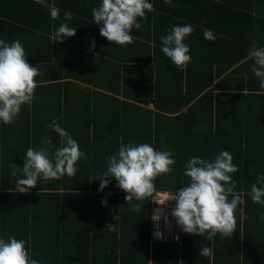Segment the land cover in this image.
I'll return each instance as SVG.
<instances>
[{
  "label": "crops",
  "instance_id": "crops-1",
  "mask_svg": "<svg viewBox=\"0 0 264 264\" xmlns=\"http://www.w3.org/2000/svg\"><path fill=\"white\" fill-rule=\"evenodd\" d=\"M48 2L60 9L59 20H53L49 9L34 0H0V19L13 26L7 27L0 21V40L4 37L5 42H10L9 38L19 40L28 53V62L45 70L43 76L36 78L39 86L35 89L31 106L24 105L14 123L5 125L0 122V136L4 132L16 135L26 129L30 134L39 133L40 137L42 133L49 134L46 137L52 140L51 150L60 146V137L46 125L56 121L78 142L81 151L88 143L104 158L110 150L115 153L121 142L126 145L149 143L157 151H170L176 160L175 168L182 166L189 151L195 149L194 140L188 138V133L192 134L195 129L197 132H202V129L209 132L210 108L205 91L212 87V106L216 104L215 99H219L220 106H223L229 96L226 94L228 90L224 89L226 81L224 75L217 77L210 86L206 85L198 92L186 80V69H178L161 51L162 45L153 43V38L166 36L171 26L189 23L194 26V33L203 34V29H208L210 9L215 10V18L220 20L227 16L223 7L228 5L232 7L230 12L239 10L249 16V25L252 24L253 29L252 32L245 30L247 37L253 41L257 38L264 40V28L256 27L258 22L264 24V0H228L220 7L212 8L207 0H173V6L166 5L164 0H149L155 11L147 13L146 19L139 20L142 27L133 29L135 42L127 46L111 43L100 35L102 24L94 23L92 9L98 7L101 0ZM66 11L73 13V19L68 23L76 28V35L54 43L53 33L64 22ZM202 21L206 23L202 24ZM147 37H150L149 40H146ZM188 46L190 51L200 53L202 58L207 57L206 42L199 41V46L194 49V45ZM198 65L190 69L191 75L192 70L198 72ZM211 113L213 121L217 120L215 108ZM198 120L199 128L196 126ZM35 140L37 142L31 139L25 144L16 141L15 136L13 141L7 142L14 145L13 150L8 152L4 151L0 142V160L6 167L4 175L0 172V181L16 178L11 175V165L15 163L18 166V160L24 163L29 147H40L42 139ZM23 148L24 155H17V151L21 152ZM174 172L177 173V170ZM174 175L158 178L173 180ZM8 190L10 195H5L7 204L2 209L0 206V237L7 239L14 236L25 240L26 247L31 249L30 256L35 245L42 250L43 257H50L47 244L60 248V256L63 255L62 249H66L68 255L62 257H71L77 241L85 237V230L91 228L88 235L95 230L99 245L103 247L108 243L110 249L119 244L124 233L125 243L131 242L139 247L149 235L148 257L151 264V198L144 202H132L148 207L145 214L131 210V205L125 200L127 194L122 189H98L96 193L99 196L91 205L95 215L90 216L91 221L86 227L73 213L65 215L64 201L70 200L65 194L71 190H65L57 179L41 180L28 192L35 193L31 199L36 205L34 212L26 215L28 222L21 219L25 214L16 209L21 202L20 195L13 194V188ZM4 192L6 190L0 186V197ZM55 193L61 196L53 195ZM102 201L107 202L106 206ZM117 215L118 221L115 219ZM109 223L116 226V231L105 230ZM98 231L101 232L98 234ZM130 231L136 233V239ZM201 237L205 244L206 238ZM214 239L217 240L216 237ZM116 248L119 253V245Z\"/></svg>",
  "mask_w": 264,
  "mask_h": 264
},
{
  "label": "trees",
  "instance_id": "trees-1",
  "mask_svg": "<svg viewBox=\"0 0 264 264\" xmlns=\"http://www.w3.org/2000/svg\"><path fill=\"white\" fill-rule=\"evenodd\" d=\"M227 1L207 0V3L212 8L220 7L221 3ZM223 10L227 16H223L220 20H216L214 9L209 11L207 27L213 31L214 41L205 39L204 32L203 34L201 32L193 33L185 40L186 44L194 45L193 49L195 46H199L201 40L206 42L207 46L206 58H202L200 53L190 51L192 61L186 69V80L199 92L206 85L210 86L214 79L224 75L226 81L224 89L228 90L226 94L229 96H227L225 104H222L223 106H220L219 99H215L216 104L212 106L213 88L210 87L205 91L204 94L208 97L207 101L210 108L209 132H205V129H202V132H197V129H195L192 130V134L188 133V138L194 140L195 149L189 151L187 158L183 159L182 166L175 168L177 173L174 172L173 180L158 178L155 187L156 190H179L190 182V178L183 173L186 163L192 157L199 156L211 160L219 152L229 151L234 158L233 163L239 168V171L232 176V179L237 183L236 191L246 194L244 196L245 204L242 207L247 219L241 223L237 212V228L234 236L222 239L217 234V240L214 239L213 243L206 239L205 244H203L204 241L201 236L183 231L181 246L173 242H152L151 264H264V221L260 219L261 212H264V206L254 203L251 196L247 195V193H250L251 185L257 182V177L264 174V89H260L257 78L251 72L253 61L247 59L249 47L253 42L245 34V30L252 32L253 29L252 24L249 25V16L246 12L239 10L230 12L232 7L228 5H224ZM0 21L5 26L13 28L7 20L0 19ZM256 27L257 29L264 28V24L258 22ZM4 38L1 40L5 41ZM148 38L150 37H147L146 40H149ZM13 39L9 38L10 42L7 43L13 42ZM152 41L156 45H162L161 39L158 37H154ZM255 41L258 46L264 47V40L257 38ZM145 46L150 47L147 43H145ZM197 64H199L198 72L192 70L191 75L190 69H194V65ZM244 74H247L246 80ZM213 108L218 114L217 120L214 121L211 113ZM199 122L200 120L196 125L197 128H199ZM20 132L16 135L7 132L2 133L0 142L5 152L13 150L11 148L14 145L7 144V142L9 140L13 141L15 136L16 141L27 144L31 139L37 142L35 139L40 140L49 135L42 133L40 137L39 133L30 134L28 129L22 131V133ZM24 151L25 148L21 149V152L17 151L16 154L23 156ZM82 151L87 154L88 159L78 162L76 175L74 177L65 175L58 180L59 185L65 190H71V192L65 194L70 198V200L64 201V208L67 210L65 215L73 213L76 215L77 220L80 218L82 221H79V223L81 225L85 223L87 227L91 221L90 216L95 215L94 208L91 205L99 196L96 193L101 184V181L98 180L99 174L106 170V159L114 154V150L108 151L105 154L106 157L101 158L99 151L86 143L83 145ZM0 161V172L1 175H4L6 167H3L2 160ZM17 163L21 169L24 167L23 161L21 163L18 160ZM20 178H22L21 173L17 170L16 178L0 181L1 188L6 190L3 197H0L1 209L3 205L7 204L5 195H10L7 193L9 192L8 189L13 188L14 194L16 180ZM109 180L110 183L106 187L107 189L119 188L115 178L110 177ZM15 195L21 197V202L16 209L17 211L20 210L23 215L25 214L21 219L28 222L29 217L26 215L34 212L36 207L31 199L35 193L15 192ZM53 195L61 196L58 193ZM141 211L146 214L148 207H142ZM149 216L151 221V208ZM90 229L85 230V237H81L77 241L74 246L75 252L71 257H62L68 255L66 249H62L63 255L60 256V248L50 247L47 244L46 248L50 257H43L42 250L37 249V246L33 244L34 249H32L31 258L38 260L40 264H149V235L140 247L137 244H131V242L125 243V233L122 235L119 244H116V237L114 236L113 241L120 248L118 253L116 246L110 249L111 246L108 243L101 247L99 236L97 238L95 230L91 235H88ZM100 232L98 231V234ZM130 233L134 234L135 232L130 231ZM135 234L133 236L136 239ZM210 243L213 245L211 246ZM205 246L212 247V257L200 256V248ZM37 254H39L38 257H34Z\"/></svg>",
  "mask_w": 264,
  "mask_h": 264
},
{
  "label": "clouds",
  "instance_id": "clouds-1",
  "mask_svg": "<svg viewBox=\"0 0 264 264\" xmlns=\"http://www.w3.org/2000/svg\"><path fill=\"white\" fill-rule=\"evenodd\" d=\"M43 8L50 11L53 20L60 19V9L48 0H34ZM168 6H173V0H164ZM176 6H179L178 4ZM155 11L149 0H101L98 7L92 9L95 24H102L100 35L109 42L120 46H127L135 42L133 29L139 30L141 19L147 18V13ZM73 13L64 12V22L53 33L55 42H63L66 37L76 35V28L68 23L72 21ZM206 23V21L201 22ZM195 31L193 25H174L167 29V35L161 37V51L180 70L187 69L192 61L190 47L185 43L188 36ZM204 37L214 41L215 35L211 29L204 28ZM95 42L93 41V46ZM28 53L24 45L15 40L7 43L0 40V122L5 125L14 123L22 112L24 105L31 106L35 89L39 86L37 77L45 74L40 66L33 67L27 60ZM247 59L252 60L251 72L257 78L260 89H264V47L253 41L247 53ZM247 79V74H244ZM60 137V146L51 150L50 137L42 138L38 149L29 147L21 169L15 163L11 165L12 176L20 171L22 178L15 183V192L27 193L35 188L41 180L48 182L61 179L65 175L74 177L78 171L76 165L80 160H87L88 156L80 150L78 142L56 121L46 125ZM233 156L229 151L219 152L214 159L192 157L185 165L184 175L190 178L187 186L181 187L167 200H160L156 193L155 180L160 176L173 174L176 160L170 151H157L149 143L133 145L121 142L116 152L106 159L107 168L99 174L100 191L110 183L109 178H115L117 186L126 192L125 200L134 212L141 211L144 204L132 203L146 201L151 198L155 203L166 206L167 202H174L171 215L182 231L192 235L203 236L213 241L217 234L223 238L233 237L237 228V212L241 223L247 219L242 207L245 204L243 192L236 191L237 183L232 176L239 171L233 163ZM254 203L264 206V174L257 177V182L251 185L250 193ZM106 206V201H102ZM164 219L165 225L170 226L164 209L155 210L151 219L158 222ZM119 220V215L115 217ZM264 221V212L260 214ZM159 224L157 223V228ZM107 231H116V226L108 224ZM162 238L163 233L157 232ZM151 239V238H150ZM154 242V241H152ZM26 241L9 236L0 237V264H40L30 256V246ZM179 246L181 241L173 242ZM212 248H200V256H210Z\"/></svg>",
  "mask_w": 264,
  "mask_h": 264
},
{
  "label": "built area",
  "instance_id": "built-area-1",
  "mask_svg": "<svg viewBox=\"0 0 264 264\" xmlns=\"http://www.w3.org/2000/svg\"><path fill=\"white\" fill-rule=\"evenodd\" d=\"M178 190H157L154 194L160 200H167L172 194L176 193ZM174 202H167L166 206L159 205L152 200L151 204V217L155 210L163 208L164 213L168 216L170 221V226L165 225V221L161 218L160 221L154 222L152 219L150 221V238L154 242H180L182 237V229L176 223V219L171 215L172 209L174 208ZM157 223L159 227L157 228ZM162 232V238L157 237V232Z\"/></svg>",
  "mask_w": 264,
  "mask_h": 264
}]
</instances>
